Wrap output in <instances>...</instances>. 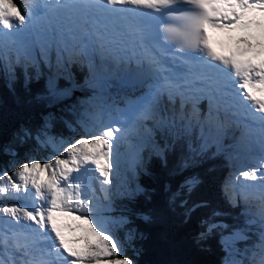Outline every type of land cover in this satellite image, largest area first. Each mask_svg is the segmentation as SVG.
<instances>
[{"label":"snow or ice","instance_id":"snow-or-ice-1","mask_svg":"<svg viewBox=\"0 0 264 264\" xmlns=\"http://www.w3.org/2000/svg\"><path fill=\"white\" fill-rule=\"evenodd\" d=\"M209 28L243 31L257 41L249 47L264 49V0H34L33 7L23 11L16 0H0V62L8 79H16L17 66L37 67L36 49L44 56L61 46L57 64L68 70L69 84L49 87L48 95L69 101L63 113L76 117L70 121L49 112L35 128L20 126L16 137L21 143L34 139L56 155L44 162L32 157L11 174L0 170V200L24 201L0 206V264H138L127 255L128 248L144 238L134 214L104 213L114 211L117 196L133 201L147 193L137 179L141 173L150 174L149 157L142 152L147 149L166 166L168 154L182 139L178 125L186 132L215 127L225 136L230 126L241 129L242 125L230 160L246 162L225 181L224 190L229 203L233 207L243 203L241 214L250 218L231 236L233 242L247 241L251 226L258 225L253 245L258 251H253L251 264H264V59L254 62L217 53ZM111 47L118 54L110 53ZM73 49L90 62L91 75L84 85L71 83L69 66L77 61L67 53ZM98 57L108 69L99 80ZM133 63L138 70L136 86L146 87L147 92L121 108L112 102L111 69ZM76 88L91 89L92 94L73 101ZM204 101L206 115L201 108ZM58 121L82 134L77 139L51 135ZM132 133L141 140L134 163L139 171L121 191L114 187V179L118 181L122 171L121 146ZM158 133L171 139L160 143ZM201 139L197 148L188 145L180 170L221 153V146L210 152L213 145L203 135ZM3 151L17 154L10 145ZM202 182L193 175L170 193V208L183 209L185 222L197 209L209 207L207 201L190 202ZM250 187L257 189L255 197L242 191ZM252 199L259 202L255 214ZM139 215L152 222L150 215ZM221 215L213 211L202 221L205 227L197 243L229 227L215 219ZM66 219L74 223L65 224ZM66 229L81 234L69 238ZM133 250L139 255V249Z\"/></svg>","mask_w":264,"mask_h":264},{"label":"trees","instance_id":"trees-1","mask_svg":"<svg viewBox=\"0 0 264 264\" xmlns=\"http://www.w3.org/2000/svg\"><path fill=\"white\" fill-rule=\"evenodd\" d=\"M52 54L50 61L36 58L39 64L35 68L27 65L17 66L14 81L8 79L3 64L0 62V170L4 167L8 169L10 161L24 158L25 154L31 149H35L34 145H37L34 139H28L21 143L16 137L22 124L35 128L42 123L43 118L49 112L55 113L57 116L63 114L64 118L70 121L76 119V117L63 113L64 105L69 101L57 100L48 95L49 87L58 85L63 88L69 84L68 70L57 64L60 52L55 48ZM67 54L73 56L77 61L69 66L71 83L84 85L91 75L90 62L80 59L76 52L71 51ZM107 71V69L97 71L96 78L98 80L104 78V73ZM50 72L53 73V76L49 75ZM26 75L32 78L26 79ZM120 78L114 73L111 74V79L114 81L111 94L113 91L115 94L112 96L118 98L122 104L127 100L134 99L139 88L135 91L126 90L123 81H119ZM91 94V89L76 88L73 91L72 100H83ZM51 130V135L59 134L63 137L71 135L70 129L60 121L56 122ZM177 132L182 139L176 150L168 154L166 166L159 158L150 156L147 149L143 151L144 156L149 157L148 171L150 174L141 173L137 179L147 189V193L138 196L133 201L122 198L117 200L119 203H124L125 207L123 208L118 207L115 200L113 202L112 207L115 213L128 215L130 211L134 214L135 225L144 236L143 239L135 241L133 246L128 248L127 255L135 257L138 264H228L229 255L249 250L250 253H253L255 251L253 245L259 235L258 225L251 226L250 239L233 242L231 236L233 229L245 227V221L250 217L241 214L243 204L233 207L229 203L224 190V178L231 171L234 172L237 169L234 168L236 165L234 166L233 162H230L231 152L229 151L232 144L230 138L237 136L236 130L230 126L229 132L225 136L213 128L209 130L198 127L186 132L178 125ZM202 135L213 145L210 152H215L219 145L222 147L221 153L203 164L180 170L182 158L189 154L188 145L191 144L193 148L199 147L203 142ZM156 139L158 142L164 143L171 139V136L158 133ZM6 145L12 147L17 153L16 156L3 151V147ZM209 168L212 171H209ZM138 171L135 169V172ZM133 173L132 170H129L131 181L134 179ZM193 175H199L203 182L192 194L190 202L207 201L209 207L197 209L191 219L185 222L183 209L170 208L168 201L171 191H175L185 179ZM213 211L220 212L222 215L215 219L229 227L216 231L207 241L197 243L198 234L204 231L205 227L202 221L208 219ZM251 211L255 214L253 208ZM139 214L150 215L152 222L144 221ZM119 235L121 238L124 237L122 230ZM133 248L140 250L139 255ZM251 257V254L247 255L245 260L249 262Z\"/></svg>","mask_w":264,"mask_h":264},{"label":"rangeland","instance_id":"rangeland-1","mask_svg":"<svg viewBox=\"0 0 264 264\" xmlns=\"http://www.w3.org/2000/svg\"><path fill=\"white\" fill-rule=\"evenodd\" d=\"M33 2H34V0H18L17 4H18V6H21L22 11H23L24 7L29 6V4L33 3ZM242 32L243 31L235 30V31H232V32L228 33V32H223V30L216 29V30L213 31V35L218 38L219 37L218 33H222L223 37L225 39L227 37L228 41H230L232 44H234V45H243L246 48V50L249 53H251V55H253L255 57H258L259 59H264V49H262L259 46H257V47H249V45H257V41L255 39H251L248 33H247L246 36H243ZM252 35H256V33L254 32ZM34 55H35L36 58H40V59H45V60H49V61L51 59V58L46 59L44 56H42L41 53H40L39 48L36 49ZM245 58H247V53L245 54ZM55 65L56 64L54 63V66ZM125 103L126 102H123L122 106L118 105V104L117 105L119 107L123 108V107H125ZM168 107L171 108L172 106L168 105ZM204 114L206 115L207 113H204ZM113 115L116 116L117 114L113 113ZM105 119H107V117H105ZM147 124H148L149 128L152 127V123L150 121L147 122ZM73 126L77 127L76 125H73ZM241 128H242V125H241ZM50 131H52V130H50ZM70 131H71V135H65L64 138H66V139H77V138H79V135L82 134V133H79V132H72L71 129H70ZM53 136H56L58 138L59 137H63V136H61L59 134H56V135H53ZM140 144H141V140H140L139 136L136 133H132L129 136V138L121 146L122 171H121V175L119 177V180L116 181L114 179V187L115 188H119L121 191L123 190V187L126 186L125 185L126 181L131 182V180L129 179V170H132V172H135L133 163H135V158H136L137 152L140 151ZM234 144H235V140L232 141V144H231V146L229 148L230 152H232V148H233ZM34 147H35V149H31L30 152L28 151L27 154H25L24 158H22V159L20 158L17 161H13V160L10 161L8 169H6V167H4L2 170L6 169L8 171V173L11 174L15 170V168L19 167L22 163L29 162L30 158H32V157H35L37 160H40V162H44L49 157H53L54 155H56V153L53 152L51 147L41 148V147H39V145H34ZM142 155H144V152H143ZM61 158H64V157H61ZM230 162H233V165L234 166L236 165V167H234V168L238 169L246 161L241 159L239 161L230 160ZM235 172L236 171H234V172L231 171L224 178V184H225V181H227L229 179V177L231 175H233ZM13 179H15V177H13ZM241 179L243 180V178H241ZM252 183L254 184L255 182L251 181L250 184H252ZM248 190H251V191H253L255 193H253L251 191H248ZM248 190L242 189V191H244L247 194L255 197L257 191H255L253 189V187L248 188ZM120 199L121 198L119 196H117L116 199H115V203H116V205L118 207L123 208V207H125L124 203L117 202V200H120ZM5 204H9L10 205V204H22V203L19 202L18 200H6V199L5 200H0V206H4ZM241 204H243V203H241ZM251 205H257L253 201V199L251 200ZM256 211H257V208H256L255 212ZM104 215L117 217V216L125 215V214L115 213L114 211H111V212L104 213ZM64 223L68 224V225H71L74 222L71 219H66L64 221ZM65 231H66V235L69 238H72L73 236H79L81 234L79 232L73 233L70 229H66ZM122 233H124L123 230H122ZM255 251H258V250L255 249ZM250 254H251L252 257H251L250 261L248 262V261L245 260V258L247 257V255H250ZM223 258H225V257H223ZM252 259H253V253H250V250H249V251H246V252H240V253H237V254L229 255L227 263H228L229 260H235V261H241L242 264H251Z\"/></svg>","mask_w":264,"mask_h":264},{"label":"bare ground","instance_id":"bare-ground-1","mask_svg":"<svg viewBox=\"0 0 264 264\" xmlns=\"http://www.w3.org/2000/svg\"><path fill=\"white\" fill-rule=\"evenodd\" d=\"M223 32H226V31H223ZM213 39H214V42H216L217 39L214 38V37H213ZM226 41H228V39H226ZM228 42H229V41H228ZM58 47H61V46L58 45ZM51 51H54V49L51 50ZM72 51L77 53V50H75V49H73ZM243 58H244V59H247V58H245V56H244ZM89 67H90V66H89ZM100 70H101V69H100ZM101 71H102V70H101ZM110 75H111V74H110ZM112 94H115V93L112 91ZM112 94H111V95H112ZM245 183L250 184L251 181H245ZM256 183H258V182H255L254 184H256ZM252 184H253V183H252ZM247 189H248V188H247ZM253 189H254L255 191H257V189H256L255 187H253Z\"/></svg>","mask_w":264,"mask_h":264}]
</instances>
